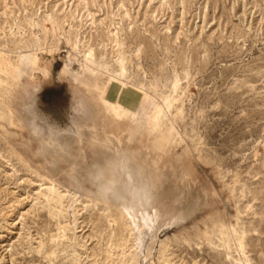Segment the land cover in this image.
Here are the masks:
<instances>
[{
  "label": "rangeland",
  "instance_id": "374dc122",
  "mask_svg": "<svg viewBox=\"0 0 264 264\" xmlns=\"http://www.w3.org/2000/svg\"><path fill=\"white\" fill-rule=\"evenodd\" d=\"M136 252L264 264V0H0V264Z\"/></svg>",
  "mask_w": 264,
  "mask_h": 264
},
{
  "label": "bare ground",
  "instance_id": "6f19581e",
  "mask_svg": "<svg viewBox=\"0 0 264 264\" xmlns=\"http://www.w3.org/2000/svg\"><path fill=\"white\" fill-rule=\"evenodd\" d=\"M89 54H92V51ZM90 59H91V57H90ZM7 93H9V92H7ZM122 93H123V87L116 85L115 86V97H112V94L111 95H109V94L103 95L104 104L107 105L109 108H115L118 111L119 110L118 108L122 107L121 101H125L127 99V98L122 96ZM4 97H5V95H4ZM112 116H113L114 121H118L116 113H114ZM7 119H8V116H7ZM54 140L56 141L57 139H54ZM55 145H57V144H55ZM102 146H103L104 150H108V148H110V147H116L114 141L110 137H107L104 140V144ZM123 157H124V153L119 150L118 151V157L113 158V159L111 158L110 160H106L107 162L105 163L104 166L96 167L94 170V174L96 177H99L103 180L102 184H101V189H100L102 196L106 199H111V198L114 199L118 203V205L122 208V210L125 211V213H127L128 215H131L132 211H134L133 207H132V205H130L126 202L122 189H123L124 178L127 176L128 173H130V171H132L136 168L130 162L125 160ZM58 195H59V193H58ZM60 197H61V195H59V198ZM122 216H124V215H122ZM145 223H146V220H144V224ZM137 253L138 252H136L134 258L132 257L134 259V260L132 259L134 262L131 264H140L142 256L137 254Z\"/></svg>",
  "mask_w": 264,
  "mask_h": 264
}]
</instances>
